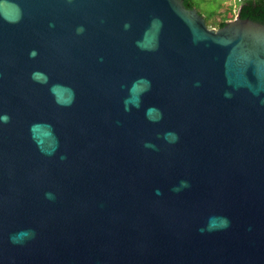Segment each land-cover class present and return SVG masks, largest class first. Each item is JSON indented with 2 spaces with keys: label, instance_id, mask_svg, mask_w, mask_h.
Here are the masks:
<instances>
[{
  "label": "water",
  "instance_id": "obj_1",
  "mask_svg": "<svg viewBox=\"0 0 264 264\" xmlns=\"http://www.w3.org/2000/svg\"><path fill=\"white\" fill-rule=\"evenodd\" d=\"M0 264H264V24L0 0Z\"/></svg>",
  "mask_w": 264,
  "mask_h": 264
},
{
  "label": "trees",
  "instance_id": "obj_2",
  "mask_svg": "<svg viewBox=\"0 0 264 264\" xmlns=\"http://www.w3.org/2000/svg\"><path fill=\"white\" fill-rule=\"evenodd\" d=\"M182 1L187 9L195 8V3L193 0H182ZM237 3H238L237 4L238 8L236 11V15H239L241 19H250L252 21L264 24V0H239ZM231 7L232 6L230 5L227 8L228 12H230ZM228 12H226V10L220 11V14L218 15L220 19L218 20V22L211 21L213 16L209 17V19H205V23L207 27H213L217 29L226 25V23L228 22L226 14ZM235 17H233V19Z\"/></svg>",
  "mask_w": 264,
  "mask_h": 264
},
{
  "label": "rangeland",
  "instance_id": "obj_3",
  "mask_svg": "<svg viewBox=\"0 0 264 264\" xmlns=\"http://www.w3.org/2000/svg\"><path fill=\"white\" fill-rule=\"evenodd\" d=\"M193 1L195 3L196 10L204 19H209V17L213 16L211 21L218 22V20L220 19L218 16L220 14V11L226 10V12H228L227 8L230 5L232 6L231 10L226 14V17L228 21L233 20V17H235L236 15V11L238 8L237 2L239 0H193ZM208 28H213V27H208Z\"/></svg>",
  "mask_w": 264,
  "mask_h": 264
}]
</instances>
